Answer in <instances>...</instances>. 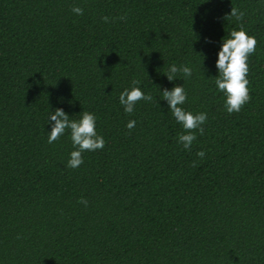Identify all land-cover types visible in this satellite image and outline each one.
I'll list each match as a JSON object with an SVG mask.
<instances>
[{
    "label": "trees",
    "instance_id": "obj_1",
    "mask_svg": "<svg viewBox=\"0 0 264 264\" xmlns=\"http://www.w3.org/2000/svg\"><path fill=\"white\" fill-rule=\"evenodd\" d=\"M241 24L251 101L229 115L216 61ZM173 64L192 76L170 82ZM133 80L153 101L128 114ZM176 85L208 115L190 151ZM57 108L106 141L76 169L70 130L47 142ZM0 264H264V0H0Z\"/></svg>",
    "mask_w": 264,
    "mask_h": 264
},
{
    "label": "clouds",
    "instance_id": "obj_2",
    "mask_svg": "<svg viewBox=\"0 0 264 264\" xmlns=\"http://www.w3.org/2000/svg\"><path fill=\"white\" fill-rule=\"evenodd\" d=\"M71 11L81 16L84 14L83 8L79 6H73ZM244 15V12L233 6L231 12L224 19L235 18L236 21H242ZM102 19L104 22H109L107 16ZM119 19H126V16H121ZM257 44L258 41L255 36H249L242 24L238 31L234 29L223 38L216 61L219 74L215 77V85L226 97L225 108L229 115L239 113L243 106L251 101L248 87L250 80L247 78L250 73L248 61L250 55L255 54ZM178 73H182L184 78H189L192 76V69L185 65L178 67L173 64L164 75L171 82L176 80ZM139 83L140 81L133 80V87L130 90L126 88L119 96L120 104L124 106V111L128 114L134 112L135 106L140 101H153L151 94H145L139 87H135ZM161 94L163 100L167 101L172 116L183 127L184 131L178 135V143L185 150L190 151L193 142L197 139V131L200 135H204L203 125L208 119L207 113L193 114L182 107L188 98V94L182 85H176L171 90L164 88ZM80 117L79 120L70 119L63 108H57L49 115V123L52 125L47 140L49 144L59 141L60 137L70 130V138L74 148L66 165L70 169H76L84 163L83 153L103 150L106 145L104 137L98 134L96 130V115L89 111H83ZM135 125V120L127 123L129 133ZM196 155L203 159L206 153L199 151ZM195 166L196 162L194 161L193 167ZM78 202L85 206L88 204V201L83 197Z\"/></svg>",
    "mask_w": 264,
    "mask_h": 264
}]
</instances>
